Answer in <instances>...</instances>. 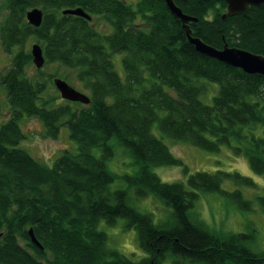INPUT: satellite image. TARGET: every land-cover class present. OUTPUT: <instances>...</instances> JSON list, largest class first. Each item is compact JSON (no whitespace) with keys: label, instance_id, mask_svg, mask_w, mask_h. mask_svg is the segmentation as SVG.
Wrapping results in <instances>:
<instances>
[{"label":"trees","instance_id":"16d2710c","mask_svg":"<svg viewBox=\"0 0 264 264\" xmlns=\"http://www.w3.org/2000/svg\"><path fill=\"white\" fill-rule=\"evenodd\" d=\"M174 2L197 21L185 26L166 0H0V48L10 56L0 74L9 105L0 124V264H264V252L254 250L255 229L219 235L196 210L212 194L250 212L254 202L242 189L257 184L223 171L163 182L154 169L182 161L153 132L213 153L227 146L264 179V76L202 55L188 39L264 57V5L224 18V0ZM35 9L43 13L39 27L27 20ZM75 9L91 19L65 14ZM97 16L109 34L96 28ZM30 40L42 48L41 69ZM115 54L122 55L124 78ZM51 66L55 71L45 72ZM55 79L78 83L90 103L63 100ZM24 118L38 119L47 139L66 126L77 151L63 150L52 167L40 162L19 148ZM118 147L132 174L109 169ZM116 181L125 188L113 189ZM149 198L167 209L158 222L134 206ZM256 200L264 211V188ZM119 219L137 233L145 254L139 262L111 248L99 229Z\"/></svg>","mask_w":264,"mask_h":264},{"label":"rangeland","instance_id":"374dc122","mask_svg":"<svg viewBox=\"0 0 264 264\" xmlns=\"http://www.w3.org/2000/svg\"><path fill=\"white\" fill-rule=\"evenodd\" d=\"M123 1L135 6L140 0ZM97 18L99 19L96 21ZM94 24L101 33L109 34L112 31L111 26L100 19L99 16L94 19ZM34 44L36 45L37 43L30 40L27 49L31 50ZM113 61L116 71L124 78L125 71L122 64V55L115 54ZM9 63L10 56L4 54L0 48V74L9 66ZM34 67H29L31 73L35 72ZM54 71V66L45 68V72L47 73ZM70 83L79 92L86 93L78 83L73 81H70ZM49 86L52 85L49 83ZM52 88H49L48 95H55ZM204 102L211 105L212 94L205 97ZM0 105L1 124L7 120L9 109L6 91L3 87H0ZM21 128L25 134V138L21 141L19 148L50 167L53 166L63 150H69L72 153L77 151V144L70 138V133L66 126L61 127L56 139L43 137V126L38 119L24 118L21 121ZM153 132L169 147L171 153L182 161V165L161 166L154 169L163 182H186L189 174L223 171L228 173L237 172L244 177L252 179L257 184V189H242L245 196L254 202L253 209L250 212L241 211L233 205L226 203L222 197L212 194L203 195L198 202L196 210L200 218L209 225L210 229L219 235H222L224 232L240 233L245 232L248 228L255 229L254 250L256 252H264V211L256 200V197L263 193L264 179L252 171L247 158L245 156H236L233 150L227 146H223L220 152L213 153L194 147L186 142H174L162 135L158 128H155ZM96 153L97 155L99 154L97 151ZM122 157V148L118 147L116 158L108 163L109 169L116 173L127 172L132 174L134 168H129L125 165L127 159ZM186 169L188 173L185 171ZM112 187L113 189L125 188V184L121 181H116ZM225 187L232 188L233 186L226 182ZM134 206L142 212L152 214L155 222L164 218L167 213V209L160 202L152 198L135 201ZM99 229L108 234L109 246L111 248L118 250L134 262H139L145 257L140 248L136 231L134 229L126 230L125 220H117L114 226H108L103 222L99 225ZM165 264L173 263L167 260Z\"/></svg>","mask_w":264,"mask_h":264},{"label":"water","instance_id":"95a60500","mask_svg":"<svg viewBox=\"0 0 264 264\" xmlns=\"http://www.w3.org/2000/svg\"><path fill=\"white\" fill-rule=\"evenodd\" d=\"M227 3V13L226 16H233L237 14L245 13L250 7H259L264 5V0H224ZM167 5L171 13L179 18L185 26H188L190 22H196L197 19L192 18L183 14L181 9H179L174 0H166ZM65 14L75 15L83 17L87 20L91 18L85 14L81 9L68 10ZM28 22L35 27H39L43 20V13L40 10H32L27 13ZM189 42L195 47L196 51L202 55L208 56L210 58L216 59L228 66L238 68L243 70L247 74H258L264 76V57L252 54L245 50L230 48L225 45L223 49L213 48L201 39L195 38L188 34ZM31 54L33 57V63L37 69H41L44 66L45 59L43 56L42 48L39 45H33L31 49ZM55 87L57 88L60 96L63 100L74 103L89 104L90 99L83 93L77 91L75 88L71 87L67 82L62 79L54 80ZM0 115H1V105H0ZM31 239L35 245L41 248V245L35 238L33 231L30 232ZM2 235H0L1 237Z\"/></svg>","mask_w":264,"mask_h":264},{"label":"bare ground","instance_id":"6f19581e","mask_svg":"<svg viewBox=\"0 0 264 264\" xmlns=\"http://www.w3.org/2000/svg\"><path fill=\"white\" fill-rule=\"evenodd\" d=\"M0 235H2V234H0ZM32 240V239H31ZM33 242V241H32ZM37 246V245H36Z\"/></svg>","mask_w":264,"mask_h":264}]
</instances>
